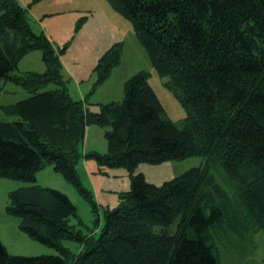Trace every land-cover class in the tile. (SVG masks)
Instances as JSON below:
<instances>
[{
	"label": "trees",
	"instance_id": "1",
	"mask_svg": "<svg viewBox=\"0 0 264 264\" xmlns=\"http://www.w3.org/2000/svg\"><path fill=\"white\" fill-rule=\"evenodd\" d=\"M108 1L132 23L186 116L178 125L164 115L145 70L124 82L121 101L90 110L62 78L67 44L56 49L31 28L18 0H0V91L11 81L28 92L3 107L18 119L0 120V177L27 182L8 192L5 210L20 218L21 231L57 252L14 255L0 241V264H69L64 240L84 245L76 264H209L212 229L240 235L264 228V0ZM33 49L41 51L44 71L15 73ZM120 57L116 42L98 58L94 86ZM49 83L56 87L41 89ZM90 124L105 128L106 152L81 153ZM193 155L202 157L198 166L161 184L135 172L141 162ZM84 156L130 176L129 190L105 208L99 235L89 241L69 223L76 207L68 196L36 184V173L52 164L95 210L76 171Z\"/></svg>",
	"mask_w": 264,
	"mask_h": 264
},
{
	"label": "rangeland",
	"instance_id": "2",
	"mask_svg": "<svg viewBox=\"0 0 264 264\" xmlns=\"http://www.w3.org/2000/svg\"><path fill=\"white\" fill-rule=\"evenodd\" d=\"M18 1L24 5L33 30L46 28L45 31L56 49L67 44L65 51L60 54L61 74L72 98L82 99L90 110L97 111L102 103L121 101L124 82L139 70H145L149 72L148 82L164 108V115L178 125L182 122L186 110L173 92L165 87L167 77L156 73L149 55L134 33L132 23L118 13L108 0ZM81 19L83 22L76 29V24ZM116 42L121 43L120 61L112 67L109 76L102 83L94 86L96 74L93 67L98 58ZM44 66L41 51L33 49L17 64L15 73L42 72ZM55 87V84L49 83L41 89ZM27 95L26 89L7 81L0 91V120H17L16 114L5 111L3 107ZM87 126L80 144L81 153L106 152L105 128L95 124ZM201 162L202 157L198 155L159 164L141 162L135 172H142L147 182L161 184ZM76 171L83 185L92 194L95 210L71 183L54 170L52 164H46L36 173V184L57 189L68 196L76 207V215L69 218V223L76 230H81L89 241L92 236L96 238L99 235L104 223L105 208L115 207L119 194L129 190L130 176L124 167H101L94 158L86 156L79 159ZM24 185L27 182L0 177V241L14 255L56 254L55 249L31 239L21 231L20 218L5 210L8 192ZM211 242L214 248L209 264H264V228H251L239 235L221 225L211 230ZM63 244L68 247V263L76 264L84 245L72 240H64Z\"/></svg>",
	"mask_w": 264,
	"mask_h": 264
},
{
	"label": "crops",
	"instance_id": "3",
	"mask_svg": "<svg viewBox=\"0 0 264 264\" xmlns=\"http://www.w3.org/2000/svg\"><path fill=\"white\" fill-rule=\"evenodd\" d=\"M23 6H24V5H23ZM27 18H28V15H27ZM28 21H29V19H28ZM40 22H41V21H40ZM41 23H42V22H41ZM45 30H46V28H45V29H41L40 31L44 32V33L48 36V33H47ZM34 31H35V30H34ZM40 31H35V32H40ZM48 37H49V36H48ZM49 39H50V37H49ZM50 41H51V40H50ZM26 55H27V54H26ZM24 56H25V55H24ZM24 56H23V57H24ZM23 57H22V58H23ZM22 58H21V59H22ZM21 59H20V61H21ZM20 61H19V62H20ZM19 62H18V63H19ZM44 67H45V66H44ZM43 71H44V70H43ZM87 127H88V126H86V128H87ZM86 128H85V131H86Z\"/></svg>",
	"mask_w": 264,
	"mask_h": 264
}]
</instances>
